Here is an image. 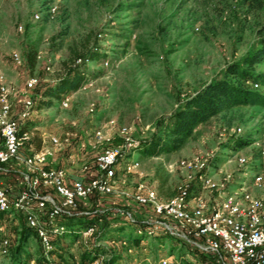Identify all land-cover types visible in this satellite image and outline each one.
Returning <instances> with one entry per match:
<instances>
[{"label": "rangeland", "instance_id": "rangeland-1", "mask_svg": "<svg viewBox=\"0 0 264 264\" xmlns=\"http://www.w3.org/2000/svg\"><path fill=\"white\" fill-rule=\"evenodd\" d=\"M137 1L144 3L141 10H120L121 5ZM52 7H57L54 20L48 18ZM37 14L41 20H36ZM263 21L264 11H249L242 0H0V69L11 89L14 117L18 118L27 81L37 77L42 88L62 77L70 47L92 37L95 46L106 53L102 62L88 65L90 78L70 94L67 109L61 103L40 109L39 90L27 94L36 102L37 112L24 126L34 132L37 144L42 141L41 149L51 146L52 137L61 139L63 145L54 151L53 165L78 178L83 164H93L103 150L127 149L130 140L141 143L162 117L219 77L229 64L240 62L257 46ZM122 29L131 30L129 41L117 36ZM31 48H37L39 54L34 70L27 61ZM14 54L20 56V65L14 62ZM257 70L264 73V65ZM263 122L264 109H234L205 125L178 153L146 160L135 152L130 160H140L144 176L118 170L116 192L92 198L83 207L96 208V201H100L99 210L107 215L126 210L139 220L147 218L148 210L133 201L140 184L155 189L159 198L167 201L180 189L197 183L198 173L180 169L182 160L205 162L210 172L221 169L218 178L224 185L230 181L229 191L239 189L243 182L251 185L256 174L264 175V159L255 145ZM123 128L129 129L128 135L121 133ZM238 128L243 134L235 137ZM99 131L105 138L97 143L95 134ZM247 137L250 144L242 149L226 148L231 141ZM31 144H25L23 157L34 153ZM239 157H246L249 164L240 166ZM13 167L24 169L15 163L7 168ZM10 178L0 177L4 181ZM252 189L254 196L264 195V188ZM200 192L199 188L195 194ZM217 195L206 193V198L212 201ZM87 223L82 220L75 225L80 229ZM124 229L122 234L127 236L134 232L128 226ZM67 236L73 237V233ZM37 251L38 242L33 238L24 256ZM121 254L130 264H156L170 256L174 264H205L207 260L215 264L212 258L201 259L188 245L170 236L146 238L131 254L126 250Z\"/></svg>", "mask_w": 264, "mask_h": 264}, {"label": "built area", "instance_id": "built-area-1", "mask_svg": "<svg viewBox=\"0 0 264 264\" xmlns=\"http://www.w3.org/2000/svg\"><path fill=\"white\" fill-rule=\"evenodd\" d=\"M56 13L57 7H52L51 20ZM35 18L41 20V14ZM13 60L18 65L22 62L18 54L13 55ZM105 64L108 66V61ZM40 84L37 77L27 81L23 109L15 118L10 100L12 92L0 69V177L11 176L8 181L0 179V262H9L18 245L19 233L25 228L38 242L41 264H106L112 259H115L113 264H130L121 250L131 254L135 245L129 236L118 231L124 225L134 229L132 236L141 239L139 246L146 238L170 236L205 260L212 258L215 264H264V195L252 194L253 186L264 188L262 173L254 176L251 185L243 182L239 189L229 191L230 181L224 185L218 178L223 173L221 169L210 172L205 162L182 160L180 169L199 175L195 187L187 185L176 196L162 201L155 189L140 184L133 201L148 210L147 218L139 220L126 210L107 215L99 210L100 201L95 203L97 209L84 208L92 198L116 192L118 170L123 168L144 176L140 160L129 157L141 143L130 140L127 149L103 150L93 164H83V174L78 178L71 177L65 168L53 165L54 151L63 145L59 138L52 137L50 147L23 157L21 151L26 143L32 142L34 132L21 133V130L37 112L36 102L27 94L36 92ZM70 102L71 97L67 96L61 105L67 109ZM90 110L93 111V105ZM121 133L128 135L129 129L123 128ZM242 134V128L234 133L235 137ZM104 138L100 131L95 134L97 143ZM255 145L264 159V122L261 138ZM14 163L24 169L7 168ZM238 163L245 167L249 161L239 157ZM199 188L201 192L195 194ZM214 192L218 195L209 201L206 193ZM82 220L88 221L87 225L77 229L75 222ZM68 232L73 237H68ZM208 263L209 260L205 262ZM31 264H36V259ZM156 264H174V258L162 257Z\"/></svg>", "mask_w": 264, "mask_h": 264}, {"label": "trees", "instance_id": "trees-1", "mask_svg": "<svg viewBox=\"0 0 264 264\" xmlns=\"http://www.w3.org/2000/svg\"><path fill=\"white\" fill-rule=\"evenodd\" d=\"M130 2L121 5L120 10L132 12L141 10L144 6L143 2ZM242 3L249 11H264V0H242ZM48 18H50L49 13ZM130 32V29H122L117 36L129 41ZM257 37V46L249 51L240 62L229 64L219 77L186 98L169 116L162 117L156 123L154 131L141 142L140 148L136 151L142 159H156L180 152L197 135L199 128L234 109H264V73L257 70L259 66L264 65V21L258 29ZM69 51V59L63 62L62 77L45 87L41 88V84L38 86L36 91L39 90L40 109H50L61 103L65 97L80 90L90 78L89 67L85 61L98 64L107 56L100 47L95 46L92 37L81 45L70 47ZM38 57V49L31 48L27 61L32 70L37 66ZM79 60L82 62L78 63ZM255 85L259 88L256 89ZM27 130L29 129L23 126L21 133ZM250 141L249 137L236 139L226 145V148L237 151L249 145ZM32 142L35 150H41L42 141L37 144L34 138ZM195 185L194 183L192 188ZM118 231L123 233L124 225ZM19 234L18 245L12 251L8 264H31L33 259H36V264H41L39 250L35 255L24 256L33 238L32 233L24 228ZM129 238L135 246H139L141 239L133 238L132 234ZM199 257L203 259L202 255ZM114 261L115 259H112L106 264H113ZM182 264L194 263L183 261Z\"/></svg>", "mask_w": 264, "mask_h": 264}, {"label": "crops", "instance_id": "crops-1", "mask_svg": "<svg viewBox=\"0 0 264 264\" xmlns=\"http://www.w3.org/2000/svg\"><path fill=\"white\" fill-rule=\"evenodd\" d=\"M203 127H204V126H203ZM203 127L199 128V131H200V130H202V129H203ZM199 131H198V132H199Z\"/></svg>", "mask_w": 264, "mask_h": 264}]
</instances>
